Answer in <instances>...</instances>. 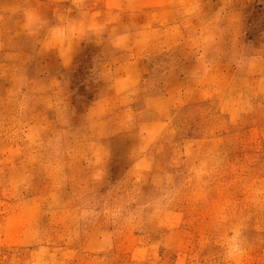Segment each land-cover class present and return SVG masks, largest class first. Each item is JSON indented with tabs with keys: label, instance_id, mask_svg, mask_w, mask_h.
<instances>
[{
	"label": "rangeland",
	"instance_id": "obj_1",
	"mask_svg": "<svg viewBox=\"0 0 264 264\" xmlns=\"http://www.w3.org/2000/svg\"><path fill=\"white\" fill-rule=\"evenodd\" d=\"M0 264H264V0H0Z\"/></svg>",
	"mask_w": 264,
	"mask_h": 264
}]
</instances>
